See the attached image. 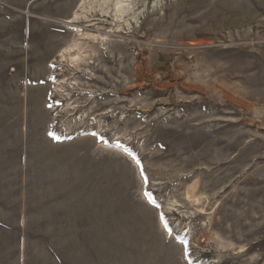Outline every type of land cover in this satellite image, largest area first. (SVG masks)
Returning <instances> with one entry per match:
<instances>
[{
	"label": "rangeland",
	"instance_id": "374dc122",
	"mask_svg": "<svg viewBox=\"0 0 264 264\" xmlns=\"http://www.w3.org/2000/svg\"><path fill=\"white\" fill-rule=\"evenodd\" d=\"M80 2L0 0V264H264V0Z\"/></svg>",
	"mask_w": 264,
	"mask_h": 264
},
{
	"label": "bare ground",
	"instance_id": "6f19581e",
	"mask_svg": "<svg viewBox=\"0 0 264 264\" xmlns=\"http://www.w3.org/2000/svg\"><path fill=\"white\" fill-rule=\"evenodd\" d=\"M132 1L133 0H81L76 11L67 22L69 24L75 23L79 18L85 17L86 14L94 10H97L101 14H111L115 20H121L125 14L133 11L134 6ZM107 37L98 33V31L76 32L71 44L60 53V58L65 59L67 57L70 65L74 67H77L81 63L87 65L91 64L92 58L96 55L95 51L99 48L93 46L96 50L92 48L84 52L81 50L80 42L91 41L92 43H99L98 45H100L108 42ZM86 58H88L89 61L86 62Z\"/></svg>",
	"mask_w": 264,
	"mask_h": 264
}]
</instances>
